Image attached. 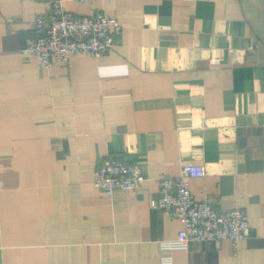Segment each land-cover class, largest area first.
I'll return each instance as SVG.
<instances>
[{
    "label": "crops",
    "instance_id": "obj_1",
    "mask_svg": "<svg viewBox=\"0 0 264 264\" xmlns=\"http://www.w3.org/2000/svg\"><path fill=\"white\" fill-rule=\"evenodd\" d=\"M51 5L0 0V264H264V0H66L121 31L106 55L41 67L22 47ZM114 156L144 182L97 188ZM182 162L206 167L197 200L248 213L236 244L164 246L181 221L160 179Z\"/></svg>",
    "mask_w": 264,
    "mask_h": 264
},
{
    "label": "built area",
    "instance_id": "obj_2",
    "mask_svg": "<svg viewBox=\"0 0 264 264\" xmlns=\"http://www.w3.org/2000/svg\"><path fill=\"white\" fill-rule=\"evenodd\" d=\"M64 1L52 0L50 12L37 14L31 20L35 35L26 41L22 53L34 56L41 67L65 66L77 54L106 55L121 31L117 16L98 10L81 15L64 9ZM68 1L91 4L93 0ZM182 163L179 174L160 179L159 206L181 221L178 237L168 240L164 246L185 248L192 241L219 243L223 240L236 244L249 231L248 213L240 206L217 210L212 201L197 200L190 178L205 175L206 167L202 162ZM144 180L138 164L117 156L104 159L94 175L95 186L110 195L116 190H132Z\"/></svg>",
    "mask_w": 264,
    "mask_h": 264
}]
</instances>
